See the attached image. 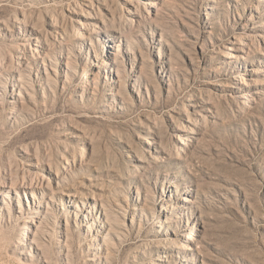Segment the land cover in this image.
<instances>
[{
	"label": "rangeland",
	"instance_id": "obj_1",
	"mask_svg": "<svg viewBox=\"0 0 264 264\" xmlns=\"http://www.w3.org/2000/svg\"><path fill=\"white\" fill-rule=\"evenodd\" d=\"M0 186V264H264V0H0Z\"/></svg>",
	"mask_w": 264,
	"mask_h": 264
},
{
	"label": "bare ground",
	"instance_id": "obj_2",
	"mask_svg": "<svg viewBox=\"0 0 264 264\" xmlns=\"http://www.w3.org/2000/svg\"><path fill=\"white\" fill-rule=\"evenodd\" d=\"M82 38V37H81ZM230 51H235L236 49L235 48H230L229 49ZM1 187V186H0ZM8 191V190H7ZM3 193H4V191H1L0 190V195L2 196L3 195ZM4 196V195H3ZM24 235V234H23ZM30 240V239H29Z\"/></svg>",
	"mask_w": 264,
	"mask_h": 264
}]
</instances>
